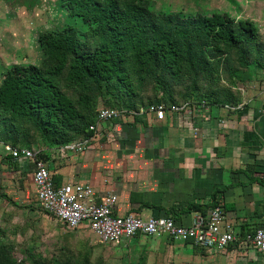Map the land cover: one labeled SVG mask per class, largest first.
Here are the masks:
<instances>
[{
	"label": "crops",
	"instance_id": "0c3cea01",
	"mask_svg": "<svg viewBox=\"0 0 264 264\" xmlns=\"http://www.w3.org/2000/svg\"><path fill=\"white\" fill-rule=\"evenodd\" d=\"M263 85L247 86L240 107L198 102L162 119L149 106L132 110L97 124L82 151L43 147L44 161L57 185L88 183L95 202L115 195L114 215H170L189 224L219 204L223 225L240 238L264 226ZM32 174V160L11 158L0 142V217L43 212ZM76 230L90 231L86 223ZM171 242L195 264H264V255L237 242L220 251Z\"/></svg>",
	"mask_w": 264,
	"mask_h": 264
},
{
	"label": "trees",
	"instance_id": "16d2710c",
	"mask_svg": "<svg viewBox=\"0 0 264 264\" xmlns=\"http://www.w3.org/2000/svg\"><path fill=\"white\" fill-rule=\"evenodd\" d=\"M63 4L70 16L88 25L87 31L96 40L92 47H81L80 30L67 24L43 36L44 52L54 61L50 68L11 64L5 69L0 81L3 144L36 149L39 142L43 146L38 147L37 156L44 160L43 147L90 137V126L95 124L101 105L138 111L160 103L169 108L201 101L235 106L241 101V93L231 88L223 95L198 96L197 79L211 69L208 57L231 50L237 53L241 66L249 64L248 53L256 47L258 37L251 20L235 22L220 13L159 17L142 5L120 0H63ZM129 59L138 73L154 81L151 94L140 93L133 86ZM223 60L228 65L229 59ZM64 67L67 84L94 85L101 96L96 109L86 94L75 100L58 85ZM184 76H191L187 94L167 90V84ZM0 264L13 263L2 259Z\"/></svg>",
	"mask_w": 264,
	"mask_h": 264
},
{
	"label": "rangeland",
	"instance_id": "374dc122",
	"mask_svg": "<svg viewBox=\"0 0 264 264\" xmlns=\"http://www.w3.org/2000/svg\"><path fill=\"white\" fill-rule=\"evenodd\" d=\"M120 1L135 2L159 17L190 18L220 13L235 22L251 20L258 37L256 47L248 53L249 64L241 66L235 50L208 57L211 69L207 75L198 76L196 93L206 98L205 95H223L231 88L239 91L242 97L247 86L264 82V0ZM67 24L80 30L81 47L93 46L96 39L87 31L88 25L77 16H70L63 0H0V81L11 64L50 68L54 61L44 52L43 36L62 30ZM224 58L229 59L228 65ZM137 69L129 59L133 86L140 93L151 94L149 88L154 86V81L138 73ZM65 72L66 67L57 77L58 85L75 100L86 94L93 104L92 109H96L101 104V96L94 85L71 86L66 83ZM190 80L191 76H184L172 85L167 84L170 86L167 90L184 96L189 91L186 92ZM39 144L36 143L35 150L43 146ZM11 216L3 213L0 217V260L7 259L13 264H195L192 256L190 260L182 254L181 247L164 236L138 235L117 243H105L88 230L67 229L62 222L44 212L32 217Z\"/></svg>",
	"mask_w": 264,
	"mask_h": 264
},
{
	"label": "built area",
	"instance_id": "2783aa9c",
	"mask_svg": "<svg viewBox=\"0 0 264 264\" xmlns=\"http://www.w3.org/2000/svg\"><path fill=\"white\" fill-rule=\"evenodd\" d=\"M264 91V85L262 86ZM202 105L206 102L201 101ZM190 103L171 105L151 104L150 112L157 119H162L165 111L178 112ZM226 105L227 108L240 107ZM132 110L99 106L94 125L90 129L95 131L101 122L121 120L133 114ZM91 137L67 142L61 146L68 151H82ZM4 151L13 158H26L33 163V183L36 199L40 209L60 222L69 230L78 228L86 223L88 229L102 242L117 243L123 239L137 235L166 236L174 242H191L194 246L220 251L230 243L237 242L241 247H252L264 255V226L256 227L246 232L240 238L229 226H224V212L219 204L214 205L206 214H195L189 224L177 223L170 215L151 216L142 218L136 214L114 215L112 206L116 201L113 194L104 196L100 202L94 201V191L90 184L83 182H65L57 185L51 177L44 160L38 158L39 150L28 147H12L3 144Z\"/></svg>",
	"mask_w": 264,
	"mask_h": 264
}]
</instances>
